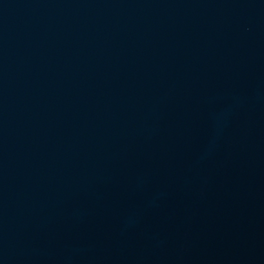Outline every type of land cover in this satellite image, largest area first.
<instances>
[{
	"label": "water",
	"instance_id": "obj_1",
	"mask_svg": "<svg viewBox=\"0 0 264 264\" xmlns=\"http://www.w3.org/2000/svg\"><path fill=\"white\" fill-rule=\"evenodd\" d=\"M0 264H264V0H0Z\"/></svg>",
	"mask_w": 264,
	"mask_h": 264
}]
</instances>
